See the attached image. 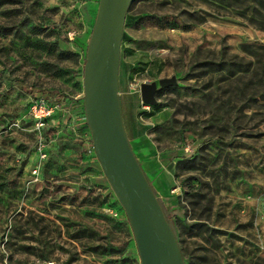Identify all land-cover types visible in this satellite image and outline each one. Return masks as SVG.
I'll list each match as a JSON object with an SVG mask.
<instances>
[{
  "label": "rangeland",
  "instance_id": "374dc122",
  "mask_svg": "<svg viewBox=\"0 0 264 264\" xmlns=\"http://www.w3.org/2000/svg\"><path fill=\"white\" fill-rule=\"evenodd\" d=\"M98 3L0 0L1 264H140L84 115ZM163 78L143 115L140 85ZM119 100L140 166L148 144L175 160L157 199L184 264H264V0H133Z\"/></svg>",
  "mask_w": 264,
  "mask_h": 264
},
{
  "label": "water",
  "instance_id": "95a60500",
  "mask_svg": "<svg viewBox=\"0 0 264 264\" xmlns=\"http://www.w3.org/2000/svg\"><path fill=\"white\" fill-rule=\"evenodd\" d=\"M133 0H99L83 66V108L92 149L122 207L140 264H184L174 232L137 161L124 129L119 100L121 43ZM174 79L140 85L141 102L157 104L155 94Z\"/></svg>",
  "mask_w": 264,
  "mask_h": 264
},
{
  "label": "crops",
  "instance_id": "0c3cea01",
  "mask_svg": "<svg viewBox=\"0 0 264 264\" xmlns=\"http://www.w3.org/2000/svg\"><path fill=\"white\" fill-rule=\"evenodd\" d=\"M133 139L137 140L140 151L142 147L145 148L143 142H147L148 144L147 136L145 133L139 134L133 137ZM148 146V148L150 149V153L148 155L142 154L141 160H143L144 164H141V168L147 180L149 181L154 193L157 197H160L162 193H165L167 189L166 183L168 177L170 176V179L173 177L175 160L173 158L166 159L164 153H161L158 150L154 149L151 144H148ZM141 153L143 152L141 151ZM145 165L146 167H144ZM159 168H161L162 171L160 173L157 172Z\"/></svg>",
  "mask_w": 264,
  "mask_h": 264
},
{
  "label": "built area",
  "instance_id": "2783aa9c",
  "mask_svg": "<svg viewBox=\"0 0 264 264\" xmlns=\"http://www.w3.org/2000/svg\"><path fill=\"white\" fill-rule=\"evenodd\" d=\"M53 107H49L46 102L44 101V99H38L36 98L32 105H31V110H32V113H33V116L40 120L42 118H45L50 110L52 109ZM141 108L143 110V112H148L149 111V108L150 106L148 105H145L141 102ZM143 115H141L142 117Z\"/></svg>",
  "mask_w": 264,
  "mask_h": 264
},
{
  "label": "trees",
  "instance_id": "16d2710c",
  "mask_svg": "<svg viewBox=\"0 0 264 264\" xmlns=\"http://www.w3.org/2000/svg\"><path fill=\"white\" fill-rule=\"evenodd\" d=\"M53 103L56 104V105H62L65 101V96L61 95V94H58V95H55L53 96V99H52ZM143 115L146 114V112H143L142 113ZM3 262V256L0 254V264Z\"/></svg>",
  "mask_w": 264,
  "mask_h": 264
}]
</instances>
